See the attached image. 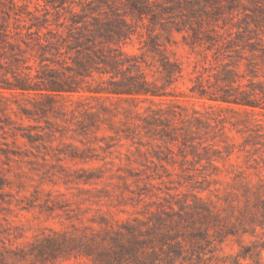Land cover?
<instances>
[{
    "label": "rangeland",
    "instance_id": "1",
    "mask_svg": "<svg viewBox=\"0 0 264 264\" xmlns=\"http://www.w3.org/2000/svg\"><path fill=\"white\" fill-rule=\"evenodd\" d=\"M112 238L139 264H264V0H0V264Z\"/></svg>",
    "mask_w": 264,
    "mask_h": 264
},
{
    "label": "trees",
    "instance_id": "2",
    "mask_svg": "<svg viewBox=\"0 0 264 264\" xmlns=\"http://www.w3.org/2000/svg\"><path fill=\"white\" fill-rule=\"evenodd\" d=\"M206 1V0H205ZM58 87H53L51 89L53 92L61 93V92H79L76 89H73L72 87H63L59 85L60 83H55ZM115 86V88H101L98 91H94V93H100L103 94L104 97L108 98L110 95H130V96H154L155 93L152 91H149L145 86L146 82H138L135 84H126L124 82H111ZM123 86V87H121ZM21 90H26L22 87H19ZM89 90V89H88ZM89 92H91L89 90ZM219 100L226 103H234L239 106H249L254 107L252 105L251 101L249 100H239V99H232L230 97H219ZM30 138V137H29ZM103 246V245H101ZM113 248V249H112ZM135 245L131 244L129 246H126L122 244L121 242L117 241V238L111 239V246L108 249L102 248L97 252V257H91L92 264H124L123 258L126 255H129L133 264H139V261L137 257L135 256ZM97 258V259H96ZM88 264V263H87ZM151 264V263H149Z\"/></svg>",
    "mask_w": 264,
    "mask_h": 264
}]
</instances>
